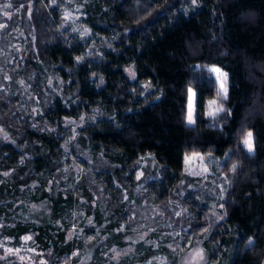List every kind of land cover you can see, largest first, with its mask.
I'll return each mask as SVG.
<instances>
[{"label":"trees","instance_id":"trees-1","mask_svg":"<svg viewBox=\"0 0 264 264\" xmlns=\"http://www.w3.org/2000/svg\"><path fill=\"white\" fill-rule=\"evenodd\" d=\"M4 3L0 264H195L196 245L199 264H264V0ZM213 66L228 95L209 119ZM191 155L220 161L214 181ZM25 237L32 261L5 256Z\"/></svg>","mask_w":264,"mask_h":264},{"label":"rangeland","instance_id":"rangeland-1","mask_svg":"<svg viewBox=\"0 0 264 264\" xmlns=\"http://www.w3.org/2000/svg\"><path fill=\"white\" fill-rule=\"evenodd\" d=\"M78 9H79V7H77V10ZM3 11L5 13L7 12L6 9H4ZM66 12H68V11H66ZM67 15H68V18L66 20H67V22H69L71 29L73 31H76V30L79 31V21H78L77 16L76 15H72L70 13H68ZM16 45H17L16 42L12 40L11 43L9 44V46L7 48H8L9 51H11V50L14 51L15 48H16ZM8 50H7L6 54L9 52ZM6 54H5V56H6ZM12 57H14V54H11V59H12ZM212 74H214V73H212ZM214 76H215V79H216V74H214ZM227 89H228V84H227ZM205 116L207 118H209V119H213L212 117H210L208 115V104L206 106ZM80 124H81L80 121H73L72 122V135H71V137L74 136V134L77 131V129L80 126ZM0 134L1 135L3 134V131L2 130H0ZM245 150H246L247 154H249L246 147H245ZM189 157H193V159H192V161L190 163H186V160L184 161V169L186 170L187 174H189L191 176H197V177H200L202 179H204V178H211L213 181L215 180L214 178L216 176V169L217 168L219 169L218 166L220 165V161L219 160H217L216 158H213V157H203L202 158V157L197 156V155H191ZM205 168L207 169V172L204 171ZM141 175H142V172L139 171L137 177L139 178V177H141ZM79 231H80V229L78 230V232ZM72 232H75V231L72 230ZM163 234H166V233H163ZM144 235H145V233L143 232V233H141V235H138L139 236L138 238L139 239H142L141 236H144ZM29 240H25L24 239V244L25 245H24L23 248H20L19 250L12 249L13 251L11 253H9L6 250L5 256L13 255L15 258L18 259V261H25V262L32 261L33 258H34L33 257V251H34V249L30 245H27V243L30 242ZM153 240L160 241L158 237H155ZM133 242H134L133 244L135 245V243L137 242V240L136 241L134 240ZM134 245H132V246L129 247L128 253L133 252ZM173 247L174 246H171L170 248L172 249ZM8 249H11V248H8ZM196 250H200V246H197L196 245L195 247H192V248L189 249V256L187 258L188 259V262H193L195 264H199L200 263L199 260L198 261H193L192 260V254ZM112 253H114L113 254V259H115V260L119 259L120 256H122V254L118 250H114L113 249L112 250ZM153 262H155L156 264H167L166 263L165 256L163 254H161V253L158 254V255H156V256L150 257L149 260L146 261L143 264H154Z\"/></svg>","mask_w":264,"mask_h":264},{"label":"snow or ice","instance_id":"snow-or-ice-1","mask_svg":"<svg viewBox=\"0 0 264 264\" xmlns=\"http://www.w3.org/2000/svg\"><path fill=\"white\" fill-rule=\"evenodd\" d=\"M193 4H196V0H192ZM11 5L9 3H4L2 6H0V11L3 10V8H8ZM5 15H8L7 13H4ZM68 18V15L66 14L65 19ZM4 24H0V29L4 28ZM211 73L216 74V80L218 83V91H217V97L218 99L210 100L208 103V115L215 119L219 113L224 111L223 105L219 103L220 100L227 99L228 95V89H227V73H224L219 69L218 67H211L208 69ZM134 78V73H132ZM196 94L193 92L191 88L188 89V102H187V114H186V123L188 125H193L195 120V114H196V100H195ZM83 119V117H82ZM241 143L247 148V151L249 154L254 152V137L252 131H247L246 134L242 136ZM193 157H186V163H190L192 161ZM236 168V165L234 164L232 166L231 171H234ZM205 172H207V169H204ZM179 215V213H177ZM25 240L31 239L30 237H25ZM9 253H11L12 249H7ZM4 257H0V259H3ZM203 259V254L201 250H196L192 254V260L198 261ZM43 264V262H41Z\"/></svg>","mask_w":264,"mask_h":264}]
</instances>
